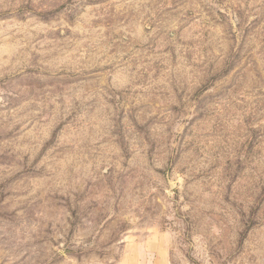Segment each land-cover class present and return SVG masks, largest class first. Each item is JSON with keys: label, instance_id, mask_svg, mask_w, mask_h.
Instances as JSON below:
<instances>
[{"label": "rangeland", "instance_id": "374dc122", "mask_svg": "<svg viewBox=\"0 0 264 264\" xmlns=\"http://www.w3.org/2000/svg\"><path fill=\"white\" fill-rule=\"evenodd\" d=\"M0 264H264V0H0Z\"/></svg>", "mask_w": 264, "mask_h": 264}]
</instances>
